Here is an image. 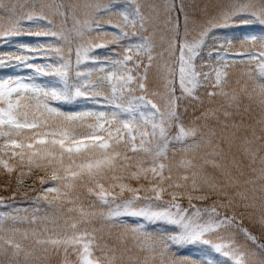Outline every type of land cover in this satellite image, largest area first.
Listing matches in <instances>:
<instances>
[{
	"label": "trees",
	"instance_id": "1",
	"mask_svg": "<svg viewBox=\"0 0 264 264\" xmlns=\"http://www.w3.org/2000/svg\"><path fill=\"white\" fill-rule=\"evenodd\" d=\"M82 1L0 0V78H25L40 86L49 105L64 112L101 108L128 126L122 133L125 142L107 152L108 162L86 172L79 166L88 155L59 160L52 151L31 153L26 141L13 152L0 150V226L5 231L0 264H80L86 248L99 264H182L180 258H188V264H257L234 261L226 245L245 261L256 255L264 264V108H238L241 100L236 99L239 90L258 85L264 90V78L244 82L237 73L229 75L228 84L236 90L232 108L227 107L231 93L212 100L204 90L185 95L176 80L184 42L201 41L191 62L200 80L217 56L260 51L264 25L251 24L255 40L249 42V11L211 28V21L233 14L224 8L214 14L215 0H91L102 4L101 11ZM243 1L251 11L260 1L264 5V0ZM56 7L60 12L51 11ZM79 43L101 45L92 50L94 61L120 52L111 82L100 80L92 63L76 61ZM123 48L131 54H123ZM164 85L173 101L169 115L159 107ZM239 124L249 126L240 137L250 139V146L232 139L239 136L231 131ZM217 145L223 155L207 164L205 153ZM148 161L158 177L140 176L131 183L128 170ZM193 163L202 165L201 173L192 171ZM120 173L132 187L145 188L152 179L155 190H138L134 198L121 194L112 187ZM50 184L61 190L60 201L41 196ZM123 201L194 216L199 238L178 246L179 226L142 218L129 217L125 227H118L111 212ZM215 201L225 202V208ZM11 216L17 218L13 226L19 236L7 237ZM138 224L142 236H163L154 238L146 252L142 241L126 238L127 226ZM217 242L226 243L221 251L214 247Z\"/></svg>",
	"mask_w": 264,
	"mask_h": 264
},
{
	"label": "rangeland",
	"instance_id": "2",
	"mask_svg": "<svg viewBox=\"0 0 264 264\" xmlns=\"http://www.w3.org/2000/svg\"><path fill=\"white\" fill-rule=\"evenodd\" d=\"M101 0H99L100 2ZM82 3H87L86 6L92 7L95 10L102 6L100 3L91 4V0H83ZM224 8L229 9V14L225 16V21L221 19L219 21H211V28L222 27L229 24L234 15L244 12H250L247 24V34L250 36L254 29L252 25L262 26L264 25V5L261 3L256 4L251 11V6L247 5L246 1L239 2V0H215L211 10H215L214 14ZM102 9L99 8L98 11ZM52 12H60V8L56 7ZM29 18V17H28ZM258 19V20H257ZM30 21V18H29ZM209 20H205L203 23H208ZM213 22V23H212ZM87 24V23H85ZM83 24L81 27L85 26ZM90 24V23H89ZM264 28L261 27V32ZM74 33H76L74 31ZM0 35H4V31L0 29ZM249 42L255 40L254 36H250ZM201 43L198 38L186 41L182 44L179 58V69L177 70V83L181 87L179 91L182 94L190 95L195 90H204L206 98L212 100L215 95H225L231 93L228 97L229 104L227 107L232 108V104L237 99L241 100L238 108H256L258 111L264 108V90L260 85L256 88L253 87L249 91L234 90L227 81L229 75L234 74L235 77L245 79L244 82L254 78L255 81H263L264 78V62L259 59L264 57V47L261 45L257 47L260 51H246L243 53H236L233 55H220L217 56L214 65H211L210 69L205 73V76L198 80L193 73V67L191 62L195 55L197 46ZM101 47L100 44L96 46H85L79 43L74 50V56L77 62L92 63V67H95V74L100 80L111 82L113 73V66L117 63V55L120 52L113 50L109 56L100 60L92 58L91 53L95 48ZM123 54H131L128 48L122 49ZM96 84V83H95ZM228 84V85H227ZM262 84V83H260ZM91 88L94 87L90 81ZM167 86L162 87L161 95L163 97L162 105L163 114H170V108H173L172 99H168ZM75 95H80L76 91ZM237 97L236 99L234 97ZM47 95L41 90L40 86L29 82L23 77L15 76L10 78H0V150L12 152L18 148L24 141H26L31 153H41L43 150L52 151V155L61 160L64 157H84L89 156V159L83 163H80L79 172L91 171L94 167L101 165L102 162H108L109 154L112 149L120 147L125 139L122 137V133L128 128L127 125H122L118 120L110 117L99 107H91L87 110H77L64 112L52 107L47 103ZM158 108V107H157ZM159 119V117H158ZM249 126L245 124H239L232 131V134L239 135L245 131V128ZM30 139V140H29ZM236 140L233 144H238ZM240 143L245 146H250L251 140L242 138ZM232 146V145H230ZM223 148L217 145L215 150H211L205 153L207 156V164L214 165V159L223 155ZM105 154V155H103ZM112 158V156H111ZM203 164V163H202ZM192 171L196 174L201 173L203 168L199 163L192 164ZM126 171V170H125ZM129 175L133 176L129 178L132 183L138 181L140 176H157L156 166L152 161L137 163L128 170ZM51 175V174H50ZM72 175V174H70ZM124 173H120L119 182H115L112 186L115 190L121 194L127 193L126 196L134 198L133 194H137L138 190L145 191L149 187L150 191L155 190L154 180L146 185L145 188L132 187L130 183L123 182ZM53 182V180L51 181ZM41 196L43 198H50L59 200L61 197V190L57 185L50 184L42 189ZM195 196V195H193ZM197 199V197L195 198ZM60 201V200H59ZM212 204H219L221 209H224L226 204L222 201H215ZM138 219L142 218L145 222L151 224L159 223L161 225L170 224L171 226H179L182 232H180L175 240L177 245L191 241H196L199 238V232L201 228L196 227V219L194 216L188 217L187 213L181 211H163L152 210L149 206H139L133 201H123L120 205H115L111 212V219L117 222L118 227H125L128 218ZM7 223L9 229L6 231L8 236H13V233L19 236L21 235L17 228H14L13 224L17 221L15 216L7 217ZM213 226V225H212ZM3 226H0V234L4 233ZM143 227L129 225L126 230V238L131 235L135 238V243L142 241V252L148 250L150 242L156 238V241L162 239V235L147 234ZM14 240V239H10ZM218 243V244H217ZM214 244L215 249L221 251L226 243L217 242ZM220 243V244H219ZM228 247L230 257L234 261H253L257 264H262V261L256 255H250V258L245 261L243 255L236 249ZM144 254V253H141ZM80 264H99L95 260L91 259L89 251L86 248L85 254H81ZM162 255V254H161ZM6 259V258H4ZM46 256L44 262H46ZM7 260V259H6ZM182 264H188L191 262L188 258H180L178 260ZM192 264V263H191Z\"/></svg>",
	"mask_w": 264,
	"mask_h": 264
}]
</instances>
